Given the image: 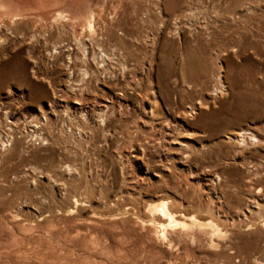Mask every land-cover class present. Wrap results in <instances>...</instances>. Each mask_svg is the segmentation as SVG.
<instances>
[{
  "label": "rangeland",
  "instance_id": "374dc122",
  "mask_svg": "<svg viewBox=\"0 0 264 264\" xmlns=\"http://www.w3.org/2000/svg\"><path fill=\"white\" fill-rule=\"evenodd\" d=\"M103 1L0 7V264H264V0Z\"/></svg>",
  "mask_w": 264,
  "mask_h": 264
},
{
  "label": "bare ground",
  "instance_id": "6f19581e",
  "mask_svg": "<svg viewBox=\"0 0 264 264\" xmlns=\"http://www.w3.org/2000/svg\"><path fill=\"white\" fill-rule=\"evenodd\" d=\"M21 1L22 0H0V7H2V9H4V11H5V13H4V11H3V13H4V15L8 18V19H5V20H10L9 22L11 23V26L12 25H14L15 24V26H14V28L13 27H11L12 28V30H11V32H13V34H16V35H19V33H21L22 31H21V26H18V24H21V25H31V23H32V19H33V17H31V16H29L28 14H29V12L30 11H32V5L34 6V7H36L37 9H39V7H47V9H51V8H53V9H55V12H54V18H61V19H64V20H68V19H70V18H75V19H77L76 20V24H73V25H76V26H78V29L76 30V32H75V29H74V32H75V34L77 35V36H79L80 37V39H81V44L82 45H85L87 42H86V40L87 39H85V37L84 36H86L87 35V28L84 26L85 25V23L87 24V25H89L90 26V18L92 17V15H93V11L92 10H90L89 9V7H87L86 8V10H84V9H82L81 7H78V9H79V11L78 12H81L82 13V16H80V17H78L77 15V17L76 16H70V15H68L67 16V14H65V12H66V10H64V9H62V8H60V6L61 5H68L69 3H70V1H72V0H30V1H28V3H25L24 5L23 4H21ZM33 3L32 5L30 4L29 5V3ZM104 2H105V0L103 1V4L102 5H104ZM122 2V1H121ZM109 3V2H108ZM29 5V7L31 8V10L30 11H28V12H26V13H20L19 11L20 10H22V11H24L23 9L26 7V6H28ZM113 5V4H112ZM122 5V4H121ZM160 5V4H159ZM91 6H92V4H91ZM90 6V7H91ZM106 7L108 6V5H105ZM110 6V5H109ZM34 7H33V9H34ZM59 7V8H58ZM62 7V6H61ZM158 7H160V6H158ZM23 8V9H22ZM29 8V9H30ZM35 8V9H36ZM96 8H99V6L98 7H96ZM1 9V8H0ZM36 9V10H37ZM46 9V10H47ZM108 9V8H107ZM112 9V8H111ZM93 10H95V8H93ZM96 10H98V9H96ZM39 11H41V9L39 10ZM48 11H50V10H48ZM106 11V10H105ZM105 11H104V13H105ZM116 11V10H115ZM118 11V10H117ZM122 11V10H121ZM0 12H2V11H0ZM33 12H36V11H33ZM42 12H43V10H42ZM123 12V11H122ZM28 13V14H27ZM44 13H46V12H44ZM102 13V12H101ZM2 14V13H1ZM0 14V15H1ZM94 14H95V12H94ZM125 14V13H124ZM96 15V14H95ZM103 15V14H102ZM158 15V14H157ZM1 16H3V15H1ZM136 17V16H135ZM148 17V16H147ZM1 19H2V17H0ZM116 18H118V17H116ZM124 18V17H123ZM4 19V18H3ZM92 19V18H91ZM161 19V18H160ZM56 20V19H55ZM78 20H80V21H78ZM2 21H4V20H2ZM96 21V20H95ZM99 21V20H98ZM131 21V20H130ZM5 22V21H4ZM51 22H52V20H51ZM63 22H65V21H63ZM91 22H93V20L91 21ZM117 22V21H116ZM1 23V22H0ZM69 23V22H68ZM72 23H73V21H72ZM75 23V22H74ZM94 23V22H93ZM5 24V23H4ZM7 24H8V21H7ZM41 24V23H40ZM51 24V23H50ZM57 24V23H56ZM56 24H55V27H56ZM58 24H60V21H59V23ZM98 24V23H97ZM96 24V25H97ZM9 25V24H8ZM32 26V25H31ZM48 26V25H47ZM58 26V25H57ZM30 27V26H29ZM54 27V28H55ZM63 27H64V25H63ZM88 27V26H87ZM91 27L93 28V26L91 25ZM90 27V28H91ZM115 27V26H114ZM2 28H3V25H2ZM5 28H8V27H6L5 26ZM10 28V29H11ZM35 28H36V26H35ZM49 28V27H48ZM47 28V29H48ZM110 28H111V26H110ZM109 28V29H110ZM9 29V30H10ZM32 28H30V30H31ZM45 29V28H44ZM46 29V30H47ZM65 29V28H64ZM113 29V28H112ZM115 29V28H114ZM8 30V29H7ZM8 30V31H9ZM27 30V29H26ZM30 30H28L29 32H30ZM34 30V29H33ZM50 30V29H49ZM60 30H62V29H60ZM72 30H73V28H72ZM95 30H96V28H95ZM116 31H115V33L117 32V29H115ZM28 31H27V33H28ZM35 31V30H34ZM39 31V30H38ZM55 31H56V29H55ZM54 31V32H55ZM57 31H58V29H57ZM97 31V30H96ZM99 31H100V29H99ZM10 32V31H9ZM37 32V30L35 31V32H33L32 31V33L34 34V33H36ZM41 32V31H40ZM39 32V33H40ZM44 32H46V31H44ZM43 32V35L45 34ZM48 32V31H47ZM52 32V31H51ZM73 32V31H72ZM90 32V31H89ZM93 32H94V30H93ZM42 33V32H41ZM49 33H50V31H49ZM95 33V32H94ZM100 33H102V34H105V33H103V32H100ZM21 34H23V32L21 33ZM30 34V33H29ZM38 34V33H37ZM37 34H34V35H37ZM47 34V33H46ZM57 34H60V33H57ZM70 34H71V32H70ZM97 34V33H96ZM27 35V34H26ZM25 35V36H26ZM31 35V34H30ZM29 35V36H30ZM34 35H32V36H34ZM39 35V34H38ZM37 35V36H38ZM90 35H91V33H90ZM94 34L92 33V36H93ZM98 35V34H97ZM21 36H23V35H21ZM28 36V35H27ZM39 36H41V35H39ZM102 36V35H101ZM121 36V35H120ZM91 37V36H90ZM96 37V36H95ZM98 37V36H97ZM96 37V38H97ZM74 38V37H73ZM87 38V37H86ZM78 39V38H77ZM79 39V40H80ZM89 39H91V38H89ZM100 40V38L98 37L97 38V40ZM101 39H102V37H101ZM73 40V43L75 44L76 43V41L74 40V39H72ZM93 40V43H90V41L91 40H89V45L90 44H94V41H96V39L94 40V38L92 39ZM98 40V41H99ZM88 41V40H87ZM97 41V42H98ZM100 41H102V40H100ZM104 41V40H103ZM103 43V42H102ZM102 43H99V44H102ZM79 44V43H78ZM80 44V45H81ZM98 44V43H97ZM98 44V45H99ZM82 45H81V47H82ZM103 45H105V42L103 43ZM102 45V46H103ZM86 46H88V45H86ZM86 46L84 47V48H86ZM92 46V45H91ZM101 46V45H100ZM99 46V47H100ZM110 46V45H109ZM114 46V45H113ZM118 46V45H117ZM96 47V46H95ZM104 47V46H103ZM83 48V49H84ZM96 48H98V47H96ZM71 49H73V47L71 48ZM89 49V48H88ZM101 49V48H100ZM104 49V48H103ZM86 50V49H85ZM84 50V51H85ZM98 50V49H97ZM102 50V49H101ZM86 51H88V50H86ZM99 51V50H98ZM98 51H97V53H98ZM103 51V50H102ZM114 51V50H113ZM103 52H105V51H103ZM88 53V52H87ZM100 53V52H99ZM98 53V54H99ZM106 54H108V53H106ZM111 54V53H110ZM87 55V54H86ZM101 55V54H100ZM104 55H105V53H104ZM103 55V56H104ZM115 55V54H114ZM94 56V55H93ZM106 57V56H105ZM104 57V58H105ZM108 57V56H107ZM85 58H87V57H85ZM84 58V59H85ZM89 58V57H88ZM92 58H94V57H92ZM96 58H98L97 56H96ZM96 58H94V59H96ZM103 58V57H102ZM99 59V58H98ZM97 59V61H99ZM108 59V58H107ZM93 60V59H92ZM101 61V60H100ZM93 62H96V61H94L93 60ZM99 63V62H98ZM101 63V62H100ZM101 65V64H100ZM103 66H104V64H103ZM74 69V68H73ZM86 69V68H85ZM83 73H84V71H83ZM86 73V72H85ZM87 74V73H86ZM83 79H85V78H83ZM41 197V196H40ZM41 199V198H40ZM43 200V199H42ZM27 201V200H26ZM31 201V200H30ZM44 201V200H43ZM48 201V200H47ZM55 203V202H54ZM40 204V203H39ZM43 204V203H42ZM37 205V204H36ZM54 205V204H53ZM73 205V204H72ZM71 206V205H70ZM73 207V206H72ZM160 208V210H162V211H165V215H163V216H161V219L163 218L164 220L166 219V221H167V223H165V222H158V220L156 219V217H154L155 219H156V226H155V228L157 229L156 231V237H157V239L158 238H160L161 237V235L164 233V230H165V227L167 226V225H171V224H178V227H180L179 225H185L186 224V220L185 221H183V220H178L173 214H172V212L169 210V208L168 207H166V204H165V201H160L158 204H156L155 206H154V208ZM153 208V209H154ZM37 209V208H36ZM70 209V208H69ZM151 210V209H150ZM150 210H149V212H150ZM157 210H159V209H157ZM67 211V210H66ZM71 211H73V210H71ZM68 212V211H67ZM153 212V211H152ZM40 213V212H39ZM70 213V212H69ZM72 213V212H71ZM67 214V213H66ZM40 216V215H39ZM49 217V216H48ZM14 218V217H13ZM19 218V217H18ZM37 218V217H36ZM193 220V219H192ZM155 222V221H154ZM26 223V222H25ZM31 224V223H30ZM263 224V223H262ZM20 225V224H19ZM202 225V224H201ZM174 226V225H173ZM176 226V225H175ZM170 227V226H169ZM264 227V226H263ZM191 229V228H190ZM185 230H186V228H185ZM158 231H160V233L161 234H158ZM162 231V232H161ZM167 231V230H166ZM168 233V232H167ZM164 234H166V233H164ZM160 236V237H159ZM167 236V235H166ZM170 236V235H169ZM163 237H165V235H163ZM264 250V249H263ZM17 252V251H16ZM262 253V257H263V259H264V251L263 252H261ZM260 257V256H259Z\"/></svg>",
  "mask_w": 264,
  "mask_h": 264
}]
</instances>
